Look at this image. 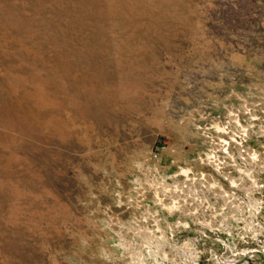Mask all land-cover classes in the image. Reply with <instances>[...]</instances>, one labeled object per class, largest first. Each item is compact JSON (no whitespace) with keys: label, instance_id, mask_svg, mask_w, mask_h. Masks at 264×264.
Masks as SVG:
<instances>
[{"label":"rangeland","instance_id":"obj_1","mask_svg":"<svg viewBox=\"0 0 264 264\" xmlns=\"http://www.w3.org/2000/svg\"><path fill=\"white\" fill-rule=\"evenodd\" d=\"M0 264H264V0H0Z\"/></svg>","mask_w":264,"mask_h":264}]
</instances>
